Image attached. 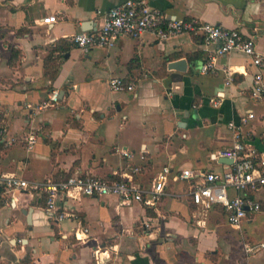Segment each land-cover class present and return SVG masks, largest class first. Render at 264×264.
Instances as JSON below:
<instances>
[{
  "label": "crops",
  "instance_id": "crops-1",
  "mask_svg": "<svg viewBox=\"0 0 264 264\" xmlns=\"http://www.w3.org/2000/svg\"><path fill=\"white\" fill-rule=\"evenodd\" d=\"M121 2L0 0V264H264V246L244 250L264 243V187L244 190L262 208L236 227L221 205L194 204L188 184L172 178L152 206L120 205L115 195L63 196L58 204L75 216L61 220L45 211L44 192L2 181L3 174L44 181L76 171L116 179L138 166L134 178L149 187L164 165L221 170L226 162L211 154L231 145L227 122L246 110L254 113L242 125L246 142L264 158V90L254 94L249 56L216 55L203 72L214 46L192 33L158 40L146 31L108 48L74 45L73 33L100 25ZM148 2L167 16L253 36L264 84V0ZM48 16L55 20L46 23ZM175 60H184V69L170 67ZM113 75L133 82V90H111ZM52 91L57 102L37 108ZM29 131L37 136L31 149Z\"/></svg>",
  "mask_w": 264,
  "mask_h": 264
},
{
  "label": "built area",
  "instance_id": "built-area-1",
  "mask_svg": "<svg viewBox=\"0 0 264 264\" xmlns=\"http://www.w3.org/2000/svg\"><path fill=\"white\" fill-rule=\"evenodd\" d=\"M54 20V16L44 18L46 23ZM146 31L152 32L158 40H166L184 33L202 35L204 44L214 46L212 53L201 64L200 69L203 72L213 68L216 55L231 52L245 54L250 57L251 63L256 67L253 78L254 94L259 95L264 90L261 69L263 56L257 52L253 36L243 35L237 28H228L215 22L167 16L158 8L152 7L148 0H123L104 13L100 25L89 30L76 31L71 35V40L81 50H88L95 46L108 48L113 46L121 36L136 37ZM108 85L113 91L134 88L133 82H127L118 75L111 76ZM57 100L56 91H52L46 99L36 102L35 106L42 108L53 105ZM27 105L31 107V104ZM252 117L254 113L246 110L239 116L238 121L227 122L231 145L211 154V158L215 160L221 158L231 160L228 163H222L221 170H201L192 167L173 170L169 165H164L153 177L149 187L142 186L134 178V174L140 171L138 166H129L128 170L121 172L116 179L76 171L58 180L44 181L30 180L28 177L15 174H3L2 181L7 188L44 192L45 211L53 214L56 220H61L75 216L72 211L58 204V200H61L63 196L67 199L79 198L81 195L96 197L115 195L120 205L140 202L143 205L152 206L165 193L168 180L172 178L188 184V191L194 204L204 209L221 205L226 211L229 223L239 227L249 214L260 211L262 208L260 202L243 193L248 188L264 187V158L257 160L246 142L248 134L242 128V125ZM3 134L4 128L0 130V144L5 145L6 140ZM36 140L35 132L29 131L24 136L26 148L31 149ZM117 150L127 159L134 157V153L126 147L117 148ZM230 190L236 193L230 195ZM75 235L80 237L77 233ZM16 240L19 243L22 241L21 238ZM261 246H264V243L244 244V250L252 252Z\"/></svg>",
  "mask_w": 264,
  "mask_h": 264
},
{
  "label": "water",
  "instance_id": "water-1",
  "mask_svg": "<svg viewBox=\"0 0 264 264\" xmlns=\"http://www.w3.org/2000/svg\"><path fill=\"white\" fill-rule=\"evenodd\" d=\"M170 67H176L179 69H184L185 67V61L184 60H175L169 64ZM224 162H230L231 160L228 158H221ZM24 212H27V210H24ZM29 216V215H28Z\"/></svg>",
  "mask_w": 264,
  "mask_h": 264
},
{
  "label": "rangeland",
  "instance_id": "rangeland-1",
  "mask_svg": "<svg viewBox=\"0 0 264 264\" xmlns=\"http://www.w3.org/2000/svg\"><path fill=\"white\" fill-rule=\"evenodd\" d=\"M1 117H2V116L0 115V123L2 122Z\"/></svg>",
  "mask_w": 264,
  "mask_h": 264
}]
</instances>
